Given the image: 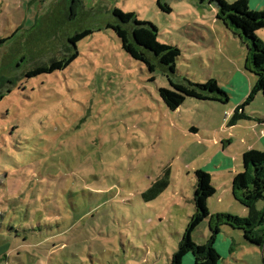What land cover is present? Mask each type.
I'll use <instances>...</instances> for the list:
<instances>
[{
  "label": "rangeland",
  "instance_id": "obj_1",
  "mask_svg": "<svg viewBox=\"0 0 264 264\" xmlns=\"http://www.w3.org/2000/svg\"><path fill=\"white\" fill-rule=\"evenodd\" d=\"M248 1L264 11V0ZM114 8L181 50L174 74L149 72L123 51L108 27ZM219 15L216 0H0V264H169L195 215L198 169L217 192L193 241L207 243L216 215L246 217L231 181L246 144L264 141V97L245 106L252 120L230 127L257 78L249 44ZM257 36L264 42V29ZM75 52L64 70L27 77ZM210 79L228 101L187 98L170 111L159 95L169 80ZM159 180L167 187L145 202ZM220 229L215 245L227 254L241 231ZM248 261H261L260 250Z\"/></svg>",
  "mask_w": 264,
  "mask_h": 264
},
{
  "label": "trees",
  "instance_id": "obj_2",
  "mask_svg": "<svg viewBox=\"0 0 264 264\" xmlns=\"http://www.w3.org/2000/svg\"><path fill=\"white\" fill-rule=\"evenodd\" d=\"M216 3L220 11L218 18L231 26L249 44V59L257 78L245 102L235 108L230 121V127H233L240 121L252 120L251 115L246 113L245 106L257 94H262L264 97V42L257 36V32L264 29V11L251 9L248 0H235L233 3L216 0ZM158 5L164 11L170 12L169 7L162 6L160 1ZM75 7L70 6V10H73L72 15L76 13ZM111 13L117 23L109 24L108 27L116 33L123 51L132 59L145 64L149 72H154L156 66L159 65L163 71L175 73L176 63L181 55V50L177 46L160 43L158 29L152 23L140 21L133 12L124 13L114 8ZM91 33L92 31L85 30L70 38L69 41L75 43ZM76 58L77 53L75 52L69 57L54 60L49 65L37 66L27 73V77L64 70ZM169 83L171 89L160 88L159 95L170 111L179 109L187 98L217 100L216 95H220L227 101L229 99L228 94L214 79L208 80L205 84H190L189 86L175 84L170 80ZM257 122L264 123V119L257 120ZM241 164L242 171L232 177L231 194L234 200L245 208L246 217L216 215L214 217L216 227H211L207 243H195L192 233L205 219L210 217L208 200L217 192L212 176L202 169L196 170L193 197L195 215L190 218L185 236L169 264H182L183 258L189 253L193 255L194 264H219L221 256L214 248V244L221 233L220 227L225 225L241 231L248 245L264 248V151L255 149L246 151L242 155ZM167 183L166 180L154 182L142 193L143 200L145 202L154 201L165 190ZM259 202H263L261 209L258 207Z\"/></svg>",
  "mask_w": 264,
  "mask_h": 264
},
{
  "label": "crops",
  "instance_id": "obj_3",
  "mask_svg": "<svg viewBox=\"0 0 264 264\" xmlns=\"http://www.w3.org/2000/svg\"><path fill=\"white\" fill-rule=\"evenodd\" d=\"M71 6L75 7L74 2L72 3ZM72 11L73 10L71 9L70 10V14H73ZM239 123L240 122H238L233 127L238 126ZM222 124L223 125H227L226 122H223ZM259 124H264V123L259 122ZM251 149L264 151V141L261 140V146H258L257 144H254V143L251 144V145H247L246 144L244 152H246L248 150H251ZM245 212H246V210H245ZM246 214H247V212H246ZM238 233H239V236L241 237L240 241L239 240L235 241L234 239H231L230 243L227 242L226 248H225V249H227V246H228L227 254L224 253V252H220L221 251L220 249H222V247L221 246H217V244L216 245L214 244V248L216 249V251L221 256V261H220L219 264H252V263H249V261H248V258L250 257L251 252L252 251L257 252L259 250H260V254H261V261H258V262L255 261L254 264H264V261H263V258H262V255L264 254V248L248 245L243 239L242 232L241 233L238 232ZM232 244L236 245L237 249H234V248L232 249L231 248ZM225 249H223V250H225Z\"/></svg>",
  "mask_w": 264,
  "mask_h": 264
},
{
  "label": "built area",
  "instance_id": "obj_4",
  "mask_svg": "<svg viewBox=\"0 0 264 264\" xmlns=\"http://www.w3.org/2000/svg\"><path fill=\"white\" fill-rule=\"evenodd\" d=\"M263 261H264V254L262 255Z\"/></svg>",
  "mask_w": 264,
  "mask_h": 264
}]
</instances>
